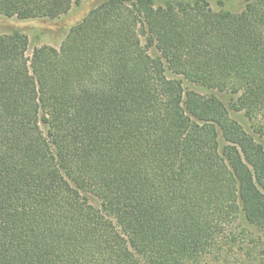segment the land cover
<instances>
[{
    "label": "trees",
    "instance_id": "obj_1",
    "mask_svg": "<svg viewBox=\"0 0 264 264\" xmlns=\"http://www.w3.org/2000/svg\"><path fill=\"white\" fill-rule=\"evenodd\" d=\"M28 47L0 35V264H264V146L229 119L264 137V0H106Z\"/></svg>",
    "mask_w": 264,
    "mask_h": 264
},
{
    "label": "rangeland",
    "instance_id": "obj_2",
    "mask_svg": "<svg viewBox=\"0 0 264 264\" xmlns=\"http://www.w3.org/2000/svg\"><path fill=\"white\" fill-rule=\"evenodd\" d=\"M106 0H83L80 5L74 6L65 16L56 20H26L22 21L13 17L0 14V35L9 34L15 30L22 32L29 39L27 56L32 58L35 48L50 46L60 49L71 29L80 23L90 12L99 7ZM214 11H229L239 13L244 10L248 0H206ZM159 3V2H158ZM202 96L217 97L224 105L230 107L229 96L208 90L202 87L192 89ZM229 109V108H228ZM229 119L253 136L257 142L264 146V137L255 135L252 123L244 116L243 112L229 110Z\"/></svg>",
    "mask_w": 264,
    "mask_h": 264
}]
</instances>
